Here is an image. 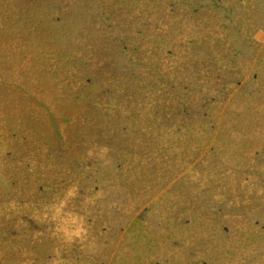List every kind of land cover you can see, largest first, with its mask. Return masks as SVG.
Listing matches in <instances>:
<instances>
[{"label": "rangeland", "instance_id": "1", "mask_svg": "<svg viewBox=\"0 0 264 264\" xmlns=\"http://www.w3.org/2000/svg\"><path fill=\"white\" fill-rule=\"evenodd\" d=\"M0 264H264V0H0Z\"/></svg>", "mask_w": 264, "mask_h": 264}]
</instances>
